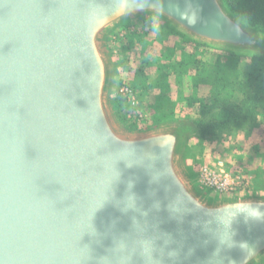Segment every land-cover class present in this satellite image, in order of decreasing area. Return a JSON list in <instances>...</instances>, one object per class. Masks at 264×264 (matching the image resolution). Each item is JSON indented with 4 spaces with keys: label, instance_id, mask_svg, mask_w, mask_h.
<instances>
[{
    "label": "water",
    "instance_id": "obj_1",
    "mask_svg": "<svg viewBox=\"0 0 264 264\" xmlns=\"http://www.w3.org/2000/svg\"><path fill=\"white\" fill-rule=\"evenodd\" d=\"M154 14L209 45L264 40L222 0H0V264H254L264 196L208 198L180 124L125 133L103 41Z\"/></svg>",
    "mask_w": 264,
    "mask_h": 264
},
{
    "label": "trees",
    "instance_id": "obj_2",
    "mask_svg": "<svg viewBox=\"0 0 264 264\" xmlns=\"http://www.w3.org/2000/svg\"><path fill=\"white\" fill-rule=\"evenodd\" d=\"M222 3L230 14L251 27L264 40V0H222ZM164 22L167 29L164 37L175 35L178 40L168 44L165 41L167 38L153 39L158 44L156 47V43L146 39L149 23H144L147 27L142 26L138 30L131 29L127 21L122 23L124 32L117 47L121 63L126 66L128 51L135 43L141 46V65L135 72L139 79L131 82L134 92L138 91L136 94L140 103H146L152 88L158 89V95H166L174 85L177 96H187V102L197 107L193 130L200 140L220 134L239 120L254 124L260 115L264 119V50L252 52L222 47L220 52H213L207 43ZM151 49L158 60L156 78L148 81L150 78L145 75V70L151 66ZM186 77L194 80L197 87L204 85L203 91L184 92L188 86L184 80ZM116 101L126 104L119 93ZM148 103L162 108L160 113L164 116L170 113L160 96H154L153 101ZM153 117V114L150 115V118ZM257 183L264 185V182ZM257 183L255 188L259 187Z\"/></svg>",
    "mask_w": 264,
    "mask_h": 264
},
{
    "label": "rangeland",
    "instance_id": "obj_3",
    "mask_svg": "<svg viewBox=\"0 0 264 264\" xmlns=\"http://www.w3.org/2000/svg\"><path fill=\"white\" fill-rule=\"evenodd\" d=\"M125 21L129 23L131 29L135 28L138 30L142 26L145 28L149 26V33L146 35V39L154 44L156 42H153V39L164 37L167 30L164 25V19L161 17L154 14H141L121 21L107 32L103 41L104 51L106 52L105 54L111 70L107 106L115 125L125 133L141 132L160 126L183 125L187 129V138L182 147L179 164L186 177L198 192L208 198L264 196V185L257 183L264 182V119L261 115L257 118V121H254V124L242 123L239 120L231 128L222 131L220 134L206 140H200L196 136L195 130H193L197 107L195 104L187 102L185 99L187 96L183 95L181 98L177 96L178 94L174 85H171L170 91L166 95H158V89L152 88L146 101V103L148 101L152 102L154 96H160L161 101L165 103L164 105L167 104L166 106L169 110L167 112H170L166 113L165 116L160 113L162 108H158V105L155 104H142V102H139L138 109L143 115L142 118H139L134 113L133 108L127 103L123 105L117 103L118 88L124 84L131 87V82L139 79L135 72L141 65V46L139 43H135L129 49L126 66L121 63L117 55L120 37L124 32L122 23ZM144 23H149V25L146 26ZM166 38L164 37V39ZM177 40L178 38L175 35H171L165 41H168L167 43L170 44L174 41L177 42ZM157 45L156 43L155 47ZM209 46L212 47L211 51L213 52H220L222 49V47L218 46ZM151 51V66L146 67L145 70V75H148V78H150L148 81L156 78L155 66L158 60V58H154V50L151 49ZM184 80L185 84H188L187 90L184 92L191 90L200 93L203 91L204 85L199 84L197 87L194 80L187 77ZM136 92L138 93V91ZM136 92L134 94L137 97ZM171 106L172 110L170 111ZM152 114L154 117L150 118ZM219 162L222 163V169L233 175H238L247 182V186L242 188L238 194L219 197L214 195L210 190L203 188L198 182L200 167H214ZM256 183L259 184L257 188L254 187ZM254 264H264V257Z\"/></svg>",
    "mask_w": 264,
    "mask_h": 264
},
{
    "label": "built area",
    "instance_id": "obj_4",
    "mask_svg": "<svg viewBox=\"0 0 264 264\" xmlns=\"http://www.w3.org/2000/svg\"><path fill=\"white\" fill-rule=\"evenodd\" d=\"M118 93L125 99L126 103L133 108L137 117L142 118L143 115L138 109L139 101L132 88L127 84L121 85L118 88ZM221 165L222 163L219 162L217 166L214 167H200L198 182L203 188L210 190L214 195L219 197L238 194L242 188L247 186V182L238 175H233L225 169H222Z\"/></svg>",
    "mask_w": 264,
    "mask_h": 264
}]
</instances>
